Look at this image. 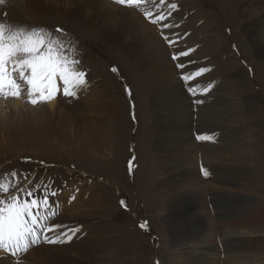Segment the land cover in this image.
<instances>
[{
  "label": "rangeland",
  "instance_id": "374dc122",
  "mask_svg": "<svg viewBox=\"0 0 264 264\" xmlns=\"http://www.w3.org/2000/svg\"><path fill=\"white\" fill-rule=\"evenodd\" d=\"M152 1L160 4L157 0ZM181 1L173 0L168 4L169 8ZM186 1L194 2L196 12L207 21L206 32L217 33L222 43L211 50L209 43L193 34L195 27L188 25L185 29L188 35L191 33L192 41L180 38L179 44L171 48L168 46V60L180 73L178 79L185 85L184 91L188 84L196 85V90L200 92L195 99L199 98L205 105L204 109L210 108L219 113L212 111L211 114L203 110L199 113V126L192 123L196 120L187 122L190 129L181 136L188 143L182 141L179 148V153L183 155L186 152V156H181L173 167L179 169L184 166L186 177L175 180L176 183L172 185L177 188L175 195L167 196L161 192L166 186L160 183L162 175L167 173L166 168L162 167L163 153L160 148L153 149L155 143L149 142L146 136L151 117L139 94L140 81H136L131 65L118 53V49L111 44H103L90 31L85 15H74L66 0H0V27L5 28L0 35L4 36V43L19 46L28 37L35 41L42 40L40 47L43 51L46 52L51 46L63 58L75 61L71 66L76 72L86 73L87 92L90 91L82 101L62 98L70 112L62 113L61 117L50 110L48 101L51 99L36 105L24 101L26 107L14 106L16 115L11 114L7 105L0 112V201L5 202L0 207L5 208V215L8 204H25L30 200L28 193H33L32 196L44 195V190L48 191L54 183L57 186L61 184L64 174L67 181L63 183L64 187L70 185L71 190L75 188L78 191L76 197L70 199L75 202L79 196L78 201L73 203L77 206V212L79 206L86 209L84 214L77 215L74 213L76 207L65 206L66 195L62 194L59 198L64 203L62 207L57 206L54 213V220H57L52 225L66 224L61 227V232L77 227L79 231L65 246L43 241L35 243L26 252L25 256L28 257H23V262L18 264H27L32 255L41 259L36 264H190L194 258L198 260L197 264H202L212 257L215 260L209 264H229L232 259L239 264H264V93L253 75L255 59L251 56L247 64L241 58L238 52L240 39L233 34V26L224 22L230 11L223 0ZM147 2L145 0L139 6L130 7L133 10L145 8L152 11V6ZM24 5H28L35 14L25 11ZM173 13L172 17L166 19L172 25L177 22L173 19ZM165 30L167 34L174 35L173 28ZM13 34L16 39H9ZM199 48L200 52L196 58L193 57L194 49L197 52ZM180 52L189 54L181 56L179 61L173 60V55ZM25 59H32V56L22 51L16 56V60ZM181 62L185 65L183 69L176 67ZM192 67L195 70H190ZM201 68L208 71L203 73V81L198 84L195 81L201 78V74L196 76L195 73ZM241 71L245 72L243 81L238 79ZM28 74H31L30 68L26 69L24 77ZM189 74V81L181 79L182 75ZM17 80L21 84L19 93L24 97L27 81L23 84L21 81L25 80L21 77ZM74 81L72 92L79 97L85 82H78L75 86ZM207 88H210L209 95ZM125 89L130 91V96ZM247 92L256 97L254 113H250L243 103L250 94ZM185 95L190 98L187 91ZM59 98L54 97L57 101ZM84 100L91 108L86 112L91 118L97 121L95 113H100L97 127L80 122L82 115L78 110L82 108L83 114L86 111L82 104ZM73 102H77L76 106ZM93 102L99 105L97 109ZM108 105L112 110L108 111ZM21 108H27L28 112L21 113ZM193 109L194 115H198L197 109ZM209 120H219V125L226 129L222 126L219 130L209 127ZM210 129L215 134L213 144H198L191 138L190 134L196 133V130L200 134ZM216 146L226 148L231 162L214 163L204 158L207 151L202 147ZM198 158L206 167L211 163L222 178L209 179L207 181L212 183L207 184L206 179L197 173ZM97 159L104 163H96ZM232 170L238 172L237 177ZM18 173L23 175V181L16 185L22 180ZM206 174L211 177L213 171H206ZM26 182L29 184L26 185ZM31 183L36 185L30 192L28 188ZM207 192H222L219 194H224V200L222 204L219 203L227 205L226 210L230 215L241 208L246 209L244 214L235 216V219L224 214L222 217L219 213L210 214L204 200ZM179 197H188L193 205L185 213L199 216L198 227L204 230L201 237H208L203 249L199 245L192 249L188 246L171 247L173 234L168 232L165 225L168 213L172 211L168 202ZM122 201L126 207L122 206ZM55 202L50 199L52 206H55ZM88 203L92 207H86ZM174 207H178L177 203ZM89 233L87 243L76 245ZM37 247L45 248H39L30 255ZM1 252L0 256L16 264L10 260V254Z\"/></svg>",
  "mask_w": 264,
  "mask_h": 264
},
{
  "label": "bare ground",
  "instance_id": "6f19581e",
  "mask_svg": "<svg viewBox=\"0 0 264 264\" xmlns=\"http://www.w3.org/2000/svg\"><path fill=\"white\" fill-rule=\"evenodd\" d=\"M66 1L68 2L69 6L72 8L74 15L77 16L81 14L85 15V20L87 21V25L90 27V31L93 32L94 35H97L103 44L108 43L111 44L112 47L118 49V53L122 54L125 61H127L128 64L131 65L132 72L136 77V81H140L139 94L141 96L143 105L146 108L147 114H149V116L151 117L150 118L151 121L148 126L146 136L149 142L155 143V145L152 146L153 149L160 148L164 156L163 159L164 161L162 163V165L164 166L162 167L166 168L167 173L165 175H162L160 179L161 181L160 183L164 184L166 188L163 189L161 192L165 193L167 196H170L171 194L175 195L174 190H176L177 188L176 186H172L174 185V183H176L174 181L184 180V178L186 177L184 166L179 169L173 167H175L174 164L178 162L181 156L184 157L186 156L185 155L186 152L183 155L179 153V148L183 142L188 143L186 139L184 140L185 137L181 136L184 133L187 134L190 129V125H188L187 122L190 119H192V121L196 120V122H192V123L195 126H199V122H201L200 121L201 116L199 115L200 112H203V110H207L209 113L212 114V111L213 113H219V111L214 112V110L210 108L204 109L205 105H203L202 103L198 105L192 103L193 100L192 95H190V98L192 100L187 95H185L186 94V89L184 91L185 85L182 84L178 79V75L180 73L178 74L173 64L168 60L169 52L167 51L168 46L166 43L174 41L173 44L170 46L171 48L179 44L178 39L180 38H183L184 40L185 38L186 39L188 38L187 39L188 42H191L192 41V37H190L191 33L189 34L190 35L189 36L185 29V26L188 25H193L195 27L193 34H195V36L199 37L200 39H204L206 41L205 43L207 44L209 43L208 45H210L211 50L214 48L216 44L220 45L222 43L220 42L219 35L217 33L210 34L206 32V27L208 25L205 24L207 23V21L201 18L200 13L196 12V10L194 9V2H190L186 0H182L179 4H177L176 10L173 11L174 12L173 19L178 18V21L180 20L177 23V26L179 27L178 31L180 32L178 33L176 32V35L170 34V37L167 39V41H165V45L159 38L160 34L163 33L162 29H157V27L152 26V24L149 21L145 22L143 18L144 12L143 11L141 13L137 12L136 10L138 8H136V10H133L132 7L126 8L123 7L124 5L119 6L113 4L114 0H110L113 1L112 3L108 2L107 0H66ZM166 1L167 4H165L164 6H167L169 3L173 2V0H166ZM223 1L225 2L226 8L230 11V13H227V15L225 16L224 22L226 24L228 23V25L233 26L232 27L233 34L240 39L238 52L239 54H241L242 56L241 58H243V60H245L248 64V60L251 58V56L254 57L255 65L253 67V72H254L253 75L254 78H256L259 84L261 85L262 92L264 93V0H223ZM147 3H150V0ZM24 8L25 11L35 14L33 10L29 8L28 5H24ZM136 40H138V42H136ZM195 51L196 50L194 49L193 57L195 56L196 58V56L200 52V48L197 52ZM188 59L189 58H187V61L191 63V61H189ZM5 69L6 72L14 79L12 65L8 63L7 60H5ZM190 70H195V67L194 68L192 67ZM244 75L245 72L243 71L239 72L238 79L242 80ZM203 78H204V74L202 73L201 78L196 80L195 82H198L199 84L203 81ZM14 81L19 85V89H20L21 84L18 83L17 80L15 79ZM74 82L76 86L78 82L76 81ZM86 82H87V78H86ZM86 82L82 86V94H79V97L77 99L78 101H82L83 97L86 94L90 93V91L87 92V88L89 86L88 84H86ZM8 88L10 87L7 84H5L2 91L4 93H9V91L7 90ZM202 88L205 89L206 86ZM72 91H74V87L71 88L69 92ZM195 91L196 94L200 92V90L197 91L196 88ZM206 91H208V95H209L210 88H207ZM45 96H47V93H45ZM55 96L56 95L53 94V91L51 90V98H50L51 100L48 101L50 102L49 107L53 113L58 114L59 117H61L62 113L69 111L70 109L66 106L67 103L66 104L63 103L64 100L57 101L56 99H54ZM69 98L70 97H68L67 99L69 100ZM31 99L32 97L28 96V90L26 92L25 98H23L20 95V93L19 96L0 95V112L1 110L5 109V106L7 105V108L10 109L11 114L12 112L15 114L16 110L14 106L26 107L25 105H23V102L25 100H31ZM197 99L199 100V98ZM47 100L43 102H46ZM87 101L84 100L83 103L81 102L84 106L83 109H86V111H84V114L82 108L78 110L82 115L80 122L82 121V123H84L85 121L90 125L97 127L99 124L98 117H100V113L97 111L95 113L97 121L91 118L88 115V113H86L87 111L91 110V108H89V104ZM255 101H256V97L252 93H250L249 96L246 98V100L243 101L245 107L248 108V111L250 113L255 112L256 109L254 108ZM73 103H74L73 105L76 106L75 104L77 102L76 103L73 102ZM94 106H96L95 108L97 109L99 105H96L94 103ZM108 108H110V105H108L107 109ZM192 108L197 109L198 115H194ZM110 110H112V108H110L108 111ZM26 112H28L27 108H21V113H26ZM194 116L196 117V119L194 118ZM208 122H209V127L210 126L214 127L215 130H219L222 128L226 129V127H223V125H219L220 124L219 120H213V121L209 120ZM197 131L198 130H196V133L200 132ZM225 131L228 135L230 134L229 132H227V130ZM209 132L211 134L214 133V131L212 130ZM220 133L222 134L224 133V131H220ZM202 149L207 151V153H205L206 157L204 158H207L211 162L214 163H216V161L231 162V158L228 156L226 148L224 147H218V146L214 148L202 147ZM96 163L103 164L104 162L97 159ZM232 172H235V175L237 177L238 172L235 170H232ZM63 176L65 178L63 181H60L61 184L57 186L56 183H54L53 187H51L48 190V192H51L53 188L57 189L59 197L62 194L66 195L65 197L66 207L69 204L68 208L71 206L76 207L74 213H77V215L84 214V212L86 211L84 207L79 206L77 212V206L73 204L78 201L79 196L77 198V201L75 202L74 200H70L71 198L76 197L78 191H76L75 188L74 190H71L73 188L70 185L64 187L63 183H67L66 174H64ZM219 176L217 175V178L215 180L222 178V176L220 177ZM55 179L56 178H54L53 181ZM219 193L218 194L211 193L213 204H215V206L220 209V212L215 211L214 213H219L221 217L223 214L230 216V213L227 212L226 210L227 205H219L217 203V202L222 203L224 200L222 198V196L224 197V194L220 195ZM43 196L44 195H38L36 198L40 199L41 202H43ZM63 203H64L63 199L58 198L57 201L55 202V206L58 204L59 207H62ZM176 203L178 207H174ZM184 204H188V206L181 207V205ZM168 205L169 207H171L172 211L170 210L171 212L168 213L167 222L165 225L167 226L168 232L173 234L171 247L175 249L177 247L188 246L190 249H192L194 246L199 245V247L203 249L202 246H205L204 244L206 243L208 237H206L205 235L201 237V234L203 233L204 230L203 227H198L200 224L199 216H189V214L185 213L187 209H190V207L193 206L192 204H190L189 198L179 197L176 200L168 202ZM41 207H42V203L40 204L39 208ZM90 207H92V205H90ZM56 208H54V213L56 211ZM38 215L39 213L36 214V216ZM73 222L75 221L73 220ZM34 229L35 231H38L37 222L35 223ZM90 233L87 234L82 239H80L79 243L76 245L81 246L87 243L90 240L89 239ZM51 235H53V232L51 233ZM74 237L75 236L73 235L72 239ZM194 240L195 242L192 243ZM28 241L29 240L24 239V242H28ZM197 241H199V243ZM4 245H8L6 240ZM225 245L229 246L230 244H225ZM39 248L42 249L45 247H37L30 253V255H32L35 252V250ZM0 253H2L1 249H0ZM40 253L42 254L43 252L40 251ZM203 256L206 255L204 254ZM27 257L28 255L24 256V259H26ZM39 259L40 257L32 255L30 259L27 261V264H36L37 261H39ZM213 260H215V257H212L210 259L207 258L205 262H203L202 264H209V262ZM233 260L235 259H232V262ZM197 261L198 260H195L194 258L193 261L190 260V264L191 263L197 264ZM232 262L230 260L229 264ZM233 263L239 264V262L237 261L236 262L234 261ZM0 264H11V263L7 261L6 257L0 256Z\"/></svg>",
  "mask_w": 264,
  "mask_h": 264
},
{
  "label": "snow or ice",
  "instance_id": "6c2138e0",
  "mask_svg": "<svg viewBox=\"0 0 264 264\" xmlns=\"http://www.w3.org/2000/svg\"><path fill=\"white\" fill-rule=\"evenodd\" d=\"M118 4L121 5H129V6H139L141 3L145 2V0H116ZM159 3L163 5L165 0H159ZM176 5L172 4L171 9H175ZM144 21H151L153 24L160 23L162 20L167 18V14L161 12L153 13L150 10H145L143 13ZM162 28L165 27H175V25L162 24ZM5 32L4 27H0V33ZM167 39V37H164ZM11 40L16 39V35L13 34L9 37ZM174 41H171L172 43ZM43 44L42 40L35 41L31 37L25 38L21 41L19 46L13 44H5L4 36L0 35V91L3 90L5 84H7L11 91L12 96H19V85L14 81V79L6 72L5 69V57L7 56L9 59L18 55L20 51L25 54L32 56V59H25L22 62L20 60H15L12 63V71L13 73L19 70L21 79H24V67L27 66L31 70V78L27 79L28 85V96L32 97L30 103L36 105L42 101L51 98V88L53 83V77L58 76L64 85H68L70 82L75 80L83 84L85 82L86 73L83 71L76 72L72 68V64L75 61H69L67 58H63L59 52L54 51L53 47H49L47 51H43L40 45ZM188 52H180L178 54L173 55L172 59L179 61L181 56H187ZM19 66V68H18ZM177 68L183 69L185 65L183 63H177ZM114 72L115 68L112 69ZM208 71V69L201 68L196 76ZM191 74L182 75L181 79L184 81H189ZM130 96V91L125 89ZM186 91L188 94L193 96L192 103L200 104L201 101L195 99L196 91L195 86L188 84L186 87ZM47 93V96H45ZM38 95L40 99L38 100L36 97ZM63 95L65 97L78 98L75 92H69L68 88L65 87L63 91ZM199 138V137H198ZM58 194L57 189H52L51 192H48L47 189L44 190L43 203H48L49 196H56ZM29 196H32L33 193H28ZM74 198V197H73ZM4 201H0V204H4ZM41 204V200L38 198H33L30 203L27 201L23 205H19L16 203H10L7 205V215H5V208L0 207V247L4 246L5 237H7V242L9 244L10 249L12 247L18 248L21 239L24 238L26 233L32 232L35 228V223L38 221V217L35 213L31 212L30 209L34 206L39 208ZM122 206L124 202H121ZM31 219L33 221L32 227H29L28 220ZM60 224L51 225L48 229L53 232L51 237L45 236V242L47 243H62L67 242L72 239V236L79 231V228L67 229L63 232ZM143 227V225H141ZM34 243L36 241H33Z\"/></svg>",
  "mask_w": 264,
  "mask_h": 264
},
{
  "label": "crops",
  "instance_id": "0c3cea01",
  "mask_svg": "<svg viewBox=\"0 0 264 264\" xmlns=\"http://www.w3.org/2000/svg\"><path fill=\"white\" fill-rule=\"evenodd\" d=\"M83 204H84V203H83ZM89 205H91V204H89V203H88V204H85L86 207H88ZM195 233H196V232H195Z\"/></svg>",
  "mask_w": 264,
  "mask_h": 264
}]
</instances>
